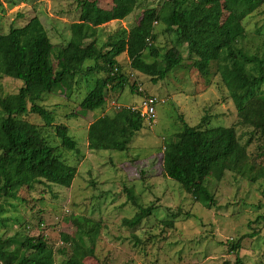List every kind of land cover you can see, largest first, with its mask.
Masks as SVG:
<instances>
[{
  "label": "rangeland",
  "instance_id": "374dc122",
  "mask_svg": "<svg viewBox=\"0 0 264 264\" xmlns=\"http://www.w3.org/2000/svg\"><path fill=\"white\" fill-rule=\"evenodd\" d=\"M97 2L107 9L114 5L112 0ZM162 2L141 0L124 20L99 27V46L125 38L146 9H160ZM223 10L225 18L229 11L225 7ZM79 14L77 0H0V33L7 34L12 27H22L39 17L52 43L62 48L70 41L71 25L79 20ZM245 25L251 33L249 44H258L264 34V14H252ZM164 28L155 24V46L162 50L171 48L175 38ZM185 46L181 47L184 64L157 83L151 76L134 70L126 53L119 56L120 72L128 78V84L115 92L109 89L106 105L95 111H83L80 103L94 88L95 81L106 77L102 69L81 76L70 94L61 88L44 96L41 105L53 112L52 126H45L39 115L30 112L31 104L27 103L28 112L17 119L43 126L51 146L61 144L56 126H67L78 151L65 150L63 157L77 168V176L69 188L43 182L20 189L16 198H1L0 238L17 237L20 241L27 223L44 220L53 224L54 217L65 209V219L49 227L50 244L55 249L61 244L62 234L76 233L73 216L101 223L95 254L87 257L85 264H236L238 257L241 264H264V137L240 124L216 64L212 63L210 74L204 76L192 65L193 58H189ZM145 55L152 62L149 53ZM53 62L56 68L55 58ZM86 65L96 68L94 61H87ZM99 66L104 64L99 62ZM134 83L141 86L143 93L132 90ZM22 87V81L0 75L2 97L17 94ZM261 92L264 86L256 95ZM146 97L158 100L155 122L149 125L143 121V129L127 151L89 150L91 123L121 107H140ZM180 117L190 126L202 129L234 127L240 143L247 147L250 168L246 175L226 172L221 181L205 180L214 196L211 207L197 201L164 173V146L182 131ZM126 190H132L134 201ZM140 207H151V214L136 227L126 226L123 220L132 218ZM238 240L241 248L234 252L231 244ZM68 255L57 253L56 261L61 264Z\"/></svg>",
  "mask_w": 264,
  "mask_h": 264
},
{
  "label": "trees",
  "instance_id": "16d2710c",
  "mask_svg": "<svg viewBox=\"0 0 264 264\" xmlns=\"http://www.w3.org/2000/svg\"><path fill=\"white\" fill-rule=\"evenodd\" d=\"M77 1L79 20L72 23L70 41L62 48L52 43L39 17H33L22 27H12L7 34L0 33V75L23 83L17 94L5 98L0 95V199L16 198L20 189L43 182L71 187L77 168L66 163L63 151L77 152L78 144L67 126H56L61 144L54 147L44 136L43 126L17 116L26 114L30 103V112L39 115L45 126H52L53 112L41 105L44 96L61 88L70 94L81 76L97 69L107 75L95 81L80 107L85 112L103 108L109 89L115 92L128 84L118 61L124 53L134 70L151 76L157 83L184 64L181 47L186 45L189 58H193L192 65L204 76L210 74L211 64H216L238 111L240 124L264 137V92L256 95L264 86V34L258 44H249L251 33L245 25L252 14H264V0H164L160 9H146L125 38L100 46L98 28L124 20L141 0H112L111 9L99 6L97 0ZM223 7L229 11L225 18ZM156 23L165 27V33L175 36L171 48L162 50L155 46ZM146 52L152 62L146 60ZM53 58L57 61L56 68ZM87 61H94L96 68L87 66ZM99 62L104 66L100 67ZM131 88L143 93L135 83ZM133 108L121 107L91 123L89 150L127 151L144 127L140 114ZM179 119L182 131L164 146V173L197 201L211 207L214 196L205 180L221 181L226 172L246 175L250 168L247 147L240 143L234 127L202 129L190 126L183 117ZM126 191L134 201L132 190ZM151 209L140 207L123 223L136 227L151 214ZM64 210L54 217L53 224L44 220L27 223L20 241L17 237L0 238V264H60L56 261L57 253L69 254L61 264H85L84 260L95 254L101 223L73 216L76 233L62 234L61 244L55 249L50 244L49 227L65 219ZM240 248L241 240L231 244L234 252ZM236 264H241L239 257Z\"/></svg>",
  "mask_w": 264,
  "mask_h": 264
},
{
  "label": "built area",
  "instance_id": "2783aa9c",
  "mask_svg": "<svg viewBox=\"0 0 264 264\" xmlns=\"http://www.w3.org/2000/svg\"><path fill=\"white\" fill-rule=\"evenodd\" d=\"M156 103L155 98L144 99L141 107L133 108L142 118H145L149 123L153 122L156 117Z\"/></svg>",
  "mask_w": 264,
  "mask_h": 264
},
{
  "label": "bare ground",
  "instance_id": "6f19581e",
  "mask_svg": "<svg viewBox=\"0 0 264 264\" xmlns=\"http://www.w3.org/2000/svg\"><path fill=\"white\" fill-rule=\"evenodd\" d=\"M139 90H140V91H143V89L141 88V86H139ZM147 98H154V97H146V99H147ZM155 99H156V98H155ZM156 100H157V99H156ZM157 103H158V100H157ZM157 103H156V105H157ZM113 105H115V104H113ZM140 107H141V106H140ZM134 108H139V107H134ZM141 118H142V117H141ZM155 119H156V117H155ZM142 120L145 121L146 123H148L149 125H150V124L152 125V124H154V122H155V120H154L153 122L149 123L145 118H142Z\"/></svg>",
  "mask_w": 264,
  "mask_h": 264
}]
</instances>
